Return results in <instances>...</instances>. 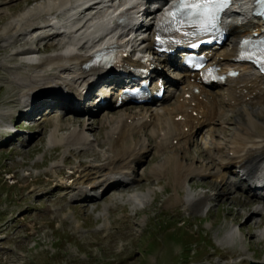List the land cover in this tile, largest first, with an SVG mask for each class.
<instances>
[{"label": "bare ground", "instance_id": "obj_1", "mask_svg": "<svg viewBox=\"0 0 264 264\" xmlns=\"http://www.w3.org/2000/svg\"><path fill=\"white\" fill-rule=\"evenodd\" d=\"M35 1L37 0H22L20 3ZM125 1L83 0L76 6L79 7L87 2V5L79 11L77 22H83L85 14L95 10L103 2H108L107 8L110 9L116 5H122ZM66 4H62L60 1L57 7L40 10L37 8L35 12H39L35 16L28 14L26 17H21L20 20H17L19 24H13L16 34L4 46L6 48L3 47L4 49L1 51L3 52L9 47H22L18 50L17 48L14 49L15 52L11 55L24 59V57L33 56L38 52L67 50V55L56 53V55L53 54L54 56L49 55L38 60L37 63L22 60L19 66L16 65L13 68H26L28 73L22 71L13 74L14 79L12 81L16 84L17 90L18 87L22 88L18 95V103L15 106L23 119H30L34 123V118L42 107L46 110L43 114L41 113V116L54 113L58 115L57 120L61 119L78 124L77 127H74V131L65 137L63 145L73 146V155L87 157L96 165H91L85 170L79 164L77 170L67 172L68 180L72 183L79 180L83 183L89 182L85 189H80L81 197L75 200L85 202L91 198L87 192L97 189L103 196L108 192L120 194L133 188L135 177L143 175L146 166L154 156L160 158L151 170L154 183L160 184L163 179H168L172 182L175 192V197L168 198L165 204L174 202V207L179 205L183 207L184 211L198 213L206 201L217 199L218 204L230 203L231 206L238 207V213H236L238 216L240 215L239 211L246 207L250 208V205L262 204L264 206V185L259 186L264 182V73L250 64L240 63L237 60L242 49L241 38L256 37L255 34L261 33V26L258 21L246 20L242 24H238L240 17L238 15L228 21L226 28L221 23L220 30H224V36L220 32L218 34L221 45L216 47L213 52L208 49L201 52V55L210 58L205 66L214 67L222 76V79L215 83L221 86L219 89L221 99L217 101L211 90L208 89L209 86L202 81L203 74L201 71L188 70L178 72L177 77H171L163 69H159L161 64H169L170 57L176 55L179 59V54H182V52H176L171 55L175 48L169 42L161 47L164 49L163 51L166 50L168 53H164V56L154 55L153 60H147L143 57L136 60L126 58L118 67L86 69L84 65L90 62L92 57L86 56L82 52H70L73 46L69 48L67 40L56 43L60 41V38H70V35L65 36L63 33L51 30L54 28L52 24L55 22L48 23L46 21L49 19L48 16L55 17L57 13L63 14L64 11L66 13ZM242 5L247 6L248 1L243 2ZM121 17L122 20H119ZM117 21L120 22L119 24H123L119 26L121 28L119 38L125 36L127 27L132 28L133 33L127 39L129 43L127 46L132 48L133 53L142 52L144 49L154 52L158 50L155 47L158 38L156 32L152 31L155 25L154 21L151 26L144 30L148 34L143 36L138 30V27L143 26V24L139 23L137 19L134 23L129 22L127 13L121 14ZM84 24L79 28L76 27V30L72 29V31L75 30L73 31L75 34L80 36L76 42L80 41L83 36ZM38 30L45 32H42L44 35H39L33 40L30 39L35 40L34 44L41 43L40 46L32 48L30 47L31 42L25 40V35L29 31ZM68 31L70 32V30ZM23 33L25 35L22 37ZM6 39L4 38V40ZM142 45L144 46L141 47ZM88 47L87 39L79 45L78 49L83 51ZM109 47L118 49L121 46L117 44L107 48ZM175 61L172 65H179L180 59ZM135 67L148 69L149 73L147 72L143 77L145 79L151 78L157 72L163 79V84L174 85V91L178 92L175 104L172 106L163 104L161 100H165L167 97L164 96L163 99L162 96L160 99L154 100L155 107L152 110L142 108L130 111L129 106H133L132 104L125 105V101H119L120 87L128 83V77L134 75L133 69ZM31 68L33 71L29 72ZM235 71L237 75L233 76L232 72ZM110 75H116L119 79L109 80ZM93 76L97 77V82L109 81L110 87L117 88L113 99L109 98L108 88H104L102 85L98 88L99 85H95L97 82L95 83ZM43 80H46L47 83L53 82V84L51 86L46 84L45 86L41 84ZM43 83L45 82L43 81ZM156 84L158 85L160 82L157 81ZM41 88L43 90L40 92ZM97 92L98 94H96ZM20 97L22 98L21 101L19 100ZM102 100L103 104L99 105L97 101ZM224 106L232 114H228ZM122 107H124L123 110H117V108ZM252 107H257V109L253 110ZM0 115L10 119L13 114L4 111ZM46 120L45 117L42 118L43 122ZM93 122L98 125L99 131L106 130L105 141L108 143V148L102 153L90 150L93 148L94 142H97L96 139L91 140L87 135L89 131H92L89 124ZM202 127H208L214 136L224 140V144L214 145L212 149L210 148L206 152L203 150L199 152L202 159L211 163L208 177L212 178L211 181L213 182L210 187L214 188L216 192L209 196L197 195L193 199L184 201L179 197L181 190L176 189V185L181 186L189 178L200 177L198 175L206 177L205 175L208 173L207 168L195 167V161L199 157H189L188 146L197 130ZM146 128H150V133L138 138L136 134ZM58 130L59 127L56 125L54 133ZM7 139V137H0V144L10 143L11 139ZM2 140L5 142L1 143ZM50 143L53 144L55 141L51 139ZM106 143L97 142L96 145L103 148ZM55 148L56 145L54 144L52 149ZM224 149H226L225 152ZM137 169L140 170L137 171ZM57 173L66 175L63 170H59ZM143 184L145 183H142V186L138 185L143 188ZM55 187L58 186L55 185ZM190 187L196 189L194 185H190ZM63 190L65 195L69 194L73 190L72 184L64 186ZM236 191L246 195L243 199L249 202L235 200V198H242L240 195H234ZM227 196L233 198L235 196V198L229 200L230 197L227 198ZM258 208L257 206L248 214L245 212L243 223L259 215L261 211ZM231 211L232 209L228 213ZM229 215L234 216L235 223L238 221L237 215ZM260 233L264 237V231L259 230ZM259 263L264 264V261ZM237 264H242V261Z\"/></svg>", "mask_w": 264, "mask_h": 264}, {"label": "rangeland", "instance_id": "obj_2", "mask_svg": "<svg viewBox=\"0 0 264 264\" xmlns=\"http://www.w3.org/2000/svg\"><path fill=\"white\" fill-rule=\"evenodd\" d=\"M21 1L0 0V114L4 111L13 114L10 119L0 115V123L11 120L18 131L10 137V143L0 144V264H237L240 261L242 264H260L259 262L264 261V237L259 234V228L262 227L260 225H264L262 204L246 207L239 211V216L236 214L238 207L231 206L230 203L218 204L217 199L206 201L198 213L184 211L179 205L174 207V202L165 204L168 198L175 197V192L168 179H163L160 184L154 183L151 170L159 161L158 157L153 156L143 175L135 177V189L133 187L120 194L108 192L103 196L97 189L87 192L91 196L87 201L75 200L81 197L80 189H85L89 182L79 180L72 183L68 180L69 171L77 170L79 164L85 170L96 165L87 157L73 155V146L63 145L65 137L78 124L57 120L58 115L54 113L41 116L46 110L42 107L34 118V123L20 117L15 105L22 88L18 87L17 90L12 80L13 74L22 71L28 73V69L13 66H19L22 60L27 59L11 55L15 52L14 49L22 47H9L3 52L1 49L6 48L4 46L16 34L13 24L18 23L17 20L21 17L28 14L35 16L39 12H35L37 8L57 7L60 1L62 4L67 3L68 11L71 6L75 8L83 0L20 3ZM139 6L142 5L137 4V8L127 10L128 15L148 20V13L141 15L136 12ZM97 10L88 11L93 13L88 15L84 23L90 24L89 18L96 15L99 12ZM95 12L97 13L94 14ZM64 13H57L55 17ZM46 21L53 23L49 19ZM42 32L45 31H29L26 35L23 33L22 37L25 35V40L31 42L30 47L36 48L41 43L34 44L35 40H32L44 35ZM84 37L85 35L81 39ZM68 39L60 38L56 43ZM56 53L60 52H38L32 57L40 60ZM164 70L169 75L171 73V77L178 76L175 69L165 66ZM32 71L31 68L29 72ZM43 81L41 84L45 86L53 84ZM171 88H165L164 92L167 98L162 102L167 106L174 105L177 98L178 92ZM220 88L217 84L208 87L217 101L221 99ZM21 99L20 97L19 100ZM129 104L133 105L129 106L130 111L142 108L152 110L155 107L150 104L125 103ZM224 109L232 114L226 106ZM43 117L47 119L44 122ZM56 125L59 130L54 133ZM89 126L92 131L88 132V137L106 143V130L99 131L95 122ZM149 129L138 132L136 136L144 137V134L150 133ZM51 139L55 143L51 144ZM97 142H94L90 150L99 153L106 151L108 143L99 148ZM54 144L56 148L52 149ZM219 144H224V140L214 136L211 129H198L188 146L189 157H199L195 161V167L207 168L208 172L211 163L202 159L199 152H206ZM59 170L65 171L66 175L57 173ZM208 174L209 172L206 177L198 175L200 177L189 178L181 186L176 185V189L181 190L179 197L186 201L197 195L215 194L214 188L210 187L212 178ZM142 183H145L143 188L139 187ZM71 184L73 190L65 195L64 186ZM190 185H194L196 189H192ZM234 195L242 197L234 196L235 200L245 201L243 198L246 195L238 191ZM227 198L234 199L231 196ZM257 206L260 214L243 223L245 214ZM229 214L237 215L238 221L235 223L234 216Z\"/></svg>", "mask_w": 264, "mask_h": 264}, {"label": "snow or ice", "instance_id": "obj_3", "mask_svg": "<svg viewBox=\"0 0 264 264\" xmlns=\"http://www.w3.org/2000/svg\"><path fill=\"white\" fill-rule=\"evenodd\" d=\"M261 5H264V0H257ZM230 0H181V7L190 9L189 16H201L203 15L205 23L207 25L215 26V22L218 21V13L225 10L229 6ZM170 15H175L170 14ZM264 15V14H262ZM188 17H185L187 20ZM184 21H182L183 23ZM251 41H245L244 44L248 45ZM191 47H197L196 44ZM261 52H264V41H260L258 45Z\"/></svg>", "mask_w": 264, "mask_h": 264}]
</instances>
